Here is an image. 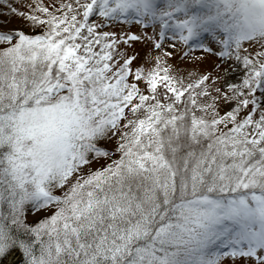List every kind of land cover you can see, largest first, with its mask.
<instances>
[{
	"label": "snow or ice",
	"instance_id": "6c2138e0",
	"mask_svg": "<svg viewBox=\"0 0 264 264\" xmlns=\"http://www.w3.org/2000/svg\"><path fill=\"white\" fill-rule=\"evenodd\" d=\"M0 264H264V0H0Z\"/></svg>",
	"mask_w": 264,
	"mask_h": 264
},
{
	"label": "rangeland",
	"instance_id": "374dc122",
	"mask_svg": "<svg viewBox=\"0 0 264 264\" xmlns=\"http://www.w3.org/2000/svg\"><path fill=\"white\" fill-rule=\"evenodd\" d=\"M13 27H20V28H23L25 31H28L27 26L19 21L14 22ZM125 27L127 28L129 26H125ZM131 30L133 32H138L139 26L132 27ZM133 47L136 49V51L140 52L142 55L144 52L147 51V46L141 43H135L133 44ZM194 55H201V53L197 52ZM173 63L179 64L181 67H184V64H182L179 58L174 59ZM213 64H214V60L210 58L206 60L205 63L200 65L199 67L201 71H211L213 68Z\"/></svg>",
	"mask_w": 264,
	"mask_h": 264
}]
</instances>
